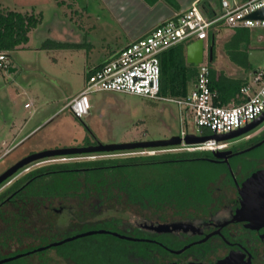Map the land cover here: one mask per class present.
<instances>
[{
    "label": "trees",
    "instance_id": "trees-1",
    "mask_svg": "<svg viewBox=\"0 0 264 264\" xmlns=\"http://www.w3.org/2000/svg\"><path fill=\"white\" fill-rule=\"evenodd\" d=\"M43 19V12L0 7V53L12 57L13 52L29 43L31 32ZM216 31L209 32V38L215 42ZM238 32L225 44V51L232 62L247 68L233 54ZM187 45L180 43L160 55L162 97H186L198 77V66L187 62ZM216 47L214 44V58ZM209 67L212 88L218 93L217 103L221 106L242 103L240 91L247 80L230 78L210 64ZM74 118L84 124L82 119ZM84 127L87 132L84 146L98 144L90 128L85 124ZM130 152L133 150L90 155ZM213 156L211 151H183L52 163L32 169L0 194V260L29 252L4 264H166L171 255L162 246L151 241H127L110 234L87 236L41 252L32 251L100 229L141 239L165 238L142 229L133 219L164 222L207 215L208 208L218 205L221 196H225L223 191L233 183L227 167L210 160ZM67 157L77 155L56 158ZM165 244L176 249L184 247L178 238L166 239ZM214 245L201 246L204 258L212 253Z\"/></svg>",
    "mask_w": 264,
    "mask_h": 264
},
{
    "label": "rangeland",
    "instance_id": "rangeland-1",
    "mask_svg": "<svg viewBox=\"0 0 264 264\" xmlns=\"http://www.w3.org/2000/svg\"><path fill=\"white\" fill-rule=\"evenodd\" d=\"M0 7L22 12H43L44 14L41 25L31 32L29 43L13 52L12 57L8 58L9 65L12 64L9 68L13 67L15 71L10 72L9 68H0V158L4 157L5 155H2L6 149L11 147L12 133L16 134L23 128L24 134L36 129L25 144L24 149L29 148L28 151L14 155L12 160H7L9 158L0 160V173L30 152L84 146L87 135L84 124L103 144L167 139L180 134L182 130L188 133L199 132L190 113L175 103L111 92L90 94V116L83 119L84 124L74 123L69 117L71 113L63 108L68 100L85 89L87 75L98 64L99 58L102 56V48L100 45L94 47L78 44L59 45L62 42L58 40L61 39L55 38V36L67 33L65 39H62L63 41L71 40V43H84L85 40L79 37L71 38V34L73 32L83 34L84 32V29L79 26L78 17L81 16L85 8V1L0 0ZM85 29L87 32L89 31V28ZM230 31L232 36L222 35L221 39L219 33H216V42L220 45V50H218L221 55L220 59H223L224 54L227 56V52L222 48L224 43L228 38L230 41L239 31L232 46L233 54L239 62L247 66V68L240 66L242 68L240 74H244L243 72L253 74L264 65V40L262 42L257 40L259 34L264 35V28H240V30L231 29ZM93 34L95 37L100 36L97 32ZM210 47L211 44L206 42L204 62L210 64L218 72H228L226 63H230L229 56L220 64L215 54L216 61L211 62ZM252 74L249 77V83L258 89L253 84ZM26 104H31V106L26 107ZM252 133L255 136V141L264 137V123ZM5 140L7 141L6 145L3 143ZM231 142L239 148L250 143L244 136L231 140ZM183 151L190 150L184 145H180L174 148H157V150L147 152L137 149L130 153L113 155L84 154L72 158H48L37 161L38 163L35 162L36 164L31 168L25 169L14 180L1 188L0 194L19 177L26 175L28 171L52 163L76 162L104 157H145ZM243 158L246 159L249 171L263 167L264 147H260ZM207 167L216 173L214 167L210 165ZM245 174L240 170L236 171L239 179H242ZM133 221L138 224L140 220L133 219ZM223 253L222 250L217 251L212 257L223 255ZM53 263L55 264V262ZM258 264L261 263L258 262Z\"/></svg>",
    "mask_w": 264,
    "mask_h": 264
},
{
    "label": "built area",
    "instance_id": "built-area-1",
    "mask_svg": "<svg viewBox=\"0 0 264 264\" xmlns=\"http://www.w3.org/2000/svg\"><path fill=\"white\" fill-rule=\"evenodd\" d=\"M223 13L214 19L208 18L198 2L191 7L155 27L151 33L132 42L113 59L104 62L87 77L85 89L68 100L64 110L74 117L84 119L91 113L89 95L98 92L130 94L155 100H165L186 109L194 120L198 133L184 130L177 134L182 139L189 134L206 137L237 131L264 114V65L253 75V84L247 82L241 88L244 101L240 104L221 106L217 103L218 93L212 88L211 69L205 62L198 65V77L193 89L184 98H165L161 91L160 55L180 44L207 41L209 32L219 28H264V19L249 18L264 8V0H247L243 4L231 5L229 0H221ZM262 38V37H261ZM8 56L0 53V68H9ZM27 104L26 107H30ZM230 142L210 139L201 144L186 145L190 151H224ZM1 160V159H0Z\"/></svg>",
    "mask_w": 264,
    "mask_h": 264
},
{
    "label": "crops",
    "instance_id": "crops-1",
    "mask_svg": "<svg viewBox=\"0 0 264 264\" xmlns=\"http://www.w3.org/2000/svg\"><path fill=\"white\" fill-rule=\"evenodd\" d=\"M74 1L76 0H73V2ZM84 1H85V8L82 11L81 16L78 17L79 26L81 29L82 28L84 29L83 30L84 32L83 34H79L75 32L71 34V38L79 37L80 39L85 40L84 43L83 44L71 43V40H69L68 42L63 41L62 39H65L66 37L65 34L67 33L58 34V36H55V38L61 39L58 41L66 45L78 44L80 46L86 45L91 47L100 45V47L102 48L101 49L102 56L101 58H99L98 64H96V66L92 70H96L104 62H107L113 59L114 57H116L123 48H125L132 42L137 41L149 35L155 27L187 11L194 2H198L203 13L208 18L214 19L216 17H219L223 13L221 0H84ZM246 1L247 0H229L231 5L243 4ZM86 27L89 28L90 32L86 31L85 29ZM230 30H231L230 28L223 27V28H219L218 32L217 31L216 32L219 33L221 39L222 35H225L226 37H229V35L232 36V32ZM94 32H97L98 34H100V36L95 37L93 34ZM82 36H84L83 37L84 39L82 38ZM257 40L259 42H262L264 40V35L259 34ZM228 41L229 38L222 46L223 51L225 50V44ZM215 44L217 46L216 55L218 62L222 64V61H224V59L228 55L226 56L224 54L223 59H220L221 55L218 51L220 50V45L217 42H215ZM186 58H187V50H186ZM213 61H216V57L215 60ZM229 62L230 63L228 62L226 63V69L228 72L226 73L225 71L223 72L230 78L247 80V82H249V77L252 73L243 72L244 74H240V72H242L241 71L242 68L236 65L235 63H233L231 60ZM10 66H12V64ZM193 86L194 84L192 85L190 91L193 89ZM232 104L235 103L233 102L230 105ZM69 117L72 118V121L74 123H78L72 114ZM23 130L24 128L18 131L16 134L12 133L13 138L11 140V147L6 149L5 153L2 155V156L5 155L4 157L1 156L3 159L9 158L7 160H12L14 159L13 158L14 155L15 156L18 154L20 155L29 150V148L24 149L25 144L26 142H28L29 136L36 129L29 131L25 134ZM6 142H7L6 140L3 142L4 145H6L5 144ZM4 171H2L1 173H3Z\"/></svg>",
    "mask_w": 264,
    "mask_h": 264
},
{
    "label": "water",
    "instance_id": "water-1",
    "mask_svg": "<svg viewBox=\"0 0 264 264\" xmlns=\"http://www.w3.org/2000/svg\"><path fill=\"white\" fill-rule=\"evenodd\" d=\"M249 18L264 19V8L256 11ZM214 44L215 41L213 40L212 45L210 47L211 62L213 61ZM205 45H206V41L197 40L187 46V62L189 64L198 66L204 62ZM9 71L13 72L15 71V69H13V67H10ZM263 123H264V114L260 116L257 120L252 122L251 124L229 134H222V135L214 134L212 136H206V137H198L189 134L185 137V139H182L178 135H173L170 138L159 139V140L137 141L132 143H122V144H103L99 142L96 145H90V146L64 147V148L48 149L40 152H34L23 157L15 164L10 166L8 169H6L3 173H1L0 186L9 179H11L22 169H25L26 167L30 166L31 164L37 161H41L48 158L94 154V153L132 151L137 149H157V148L176 147L182 145L183 141L185 142L186 145L201 144L210 139H216L219 142H230L231 140L249 134L253 130L257 129ZM261 144L262 143H259L257 146ZM230 153H231L230 151H217V152H213V155L217 158H224L226 161H228V155ZM238 187H239V195L241 197V208L237 211L235 220L248 221L249 222L248 227L251 229L263 228L264 227V169L254 172L249 178H247L243 182L242 186L238 185ZM139 220L140 221L138 223V226L141 227L142 229L153 232H160V233L177 232L180 230H186L185 228L190 227V225L188 226V224L186 225L182 223L160 224L154 221H147L140 218ZM97 234H110L127 241L152 242V240L149 239L135 238L121 234L119 232L100 229V230H90L75 236L68 237L62 241L51 243L48 246L40 247L32 251V253L41 252L48 248L56 247L79 238L97 235ZM209 237H206L204 240L200 242L207 241ZM262 238L264 239V236H262ZM191 246L192 245H188L182 250L179 251L172 250L171 252L174 254H180L184 252L186 249L190 248ZM27 254H29V252L26 254H18L13 257L2 259L0 260V264H4L19 259ZM245 257L246 254L243 253L242 251H230V253L225 258L217 260L212 264H252V256H250L248 260H245ZM169 264H179V263L173 262ZM189 264H208V263L204 261H200V262H192Z\"/></svg>",
    "mask_w": 264,
    "mask_h": 264
},
{
    "label": "flooded vegetation",
    "instance_id": "flooded-vegetation-1",
    "mask_svg": "<svg viewBox=\"0 0 264 264\" xmlns=\"http://www.w3.org/2000/svg\"><path fill=\"white\" fill-rule=\"evenodd\" d=\"M207 42L212 44L213 41L208 38ZM214 59L213 52V60ZM252 132L244 135L246 140L250 141L247 146L239 148L234 146L231 142L230 146L224 150L231 152L228 155V161L224 158H217L215 156L210 158L213 163L225 165L227 167L233 183H231L229 189L226 188L223 191L225 196H221L219 204L208 208L209 212L207 215H195L192 218L189 217L188 219L178 221H173L172 219L164 222L151 220L160 224L182 223L186 225L188 224V226L190 225V227L185 228L186 230H180L177 232L160 233L150 231L153 235L165 237L161 240L153 239L152 242L162 246L163 249L171 255V257L166 260V264L173 262L189 264L200 261L212 264L217 260L225 258L230 251H242L246 254L245 260H248L249 257L252 256V264H258V262L264 264V260H262L264 259V239L262 238V236H264V227L261 229H251L248 227V221L235 220L237 211L241 208V197L239 195L238 185L242 186L243 182L254 172L264 169V166H261L249 171L246 159L243 158L260 147H264V137L255 141V136ZM259 143L262 144L257 146ZM237 170L246 173L242 179H239L236 175ZM206 237H209L207 241L200 242ZM170 238L180 239L184 243V247L176 249L167 246L165 240ZM206 243H213L215 245L213 246L212 253L204 258V249H202L201 246ZM188 245L192 246L180 254H174L171 252L172 250H182ZM220 250L224 252L223 255H215L212 257V255Z\"/></svg>",
    "mask_w": 264,
    "mask_h": 264
}]
</instances>
